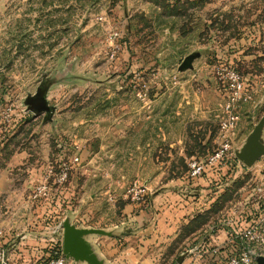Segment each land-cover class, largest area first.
<instances>
[{"label": "rangeland", "instance_id": "1", "mask_svg": "<svg viewBox=\"0 0 264 264\" xmlns=\"http://www.w3.org/2000/svg\"><path fill=\"white\" fill-rule=\"evenodd\" d=\"M16 2L0 0V27L6 29L3 40L8 43L14 5L15 10L27 8L25 1L24 6ZM32 3L31 8H40L38 0ZM74 10V4H68L62 36L68 45L75 39L82 43L81 72L86 79L57 91L49 101L52 112L35 120L57 122L58 129L26 130L24 136L37 140L45 134L53 154L55 140L61 139L57 149L70 164L66 186L77 184L71 187L68 204L82 199L85 206L92 195L97 216L120 213L124 203L112 195L134 180L153 195L172 191L181 194L183 203L188 196L190 202L199 199L191 219L180 227L181 237L190 236L179 248L184 252L180 256L210 251L220 244L212 236L217 229H227V219L246 207L253 212L264 206V153L250 166L236 157L264 115V0H81L76 18ZM119 28L130 43L125 45L128 64L117 59L123 45H109ZM190 56L191 65L181 68ZM232 73L240 77L237 89ZM228 103L237 116L233 158L190 186L189 162L218 148ZM154 107L162 109L158 121L150 113ZM160 135L161 144L155 146L154 138ZM261 138L264 143V129ZM41 148L34 145L35 151ZM83 150L84 158L94 160L87 172L73 177L68 159Z\"/></svg>", "mask_w": 264, "mask_h": 264}, {"label": "crops", "instance_id": "2", "mask_svg": "<svg viewBox=\"0 0 264 264\" xmlns=\"http://www.w3.org/2000/svg\"><path fill=\"white\" fill-rule=\"evenodd\" d=\"M24 1L27 3L26 9L20 7L15 10L14 5V23L10 26L9 43L3 40L6 29L0 27V228L4 231L1 244L7 251L5 264H40L39 256H49L50 247H55L53 242L59 238L61 232L56 225L66 217L77 227L104 228L110 233L90 234L86 237L104 264H189L190 261L191 264H207V249L202 255L199 252L188 258L180 256L184 252L179 251L190 237H181L180 227L191 219L190 211L199 205V199L197 202H190L191 197L188 196L184 204L181 194L170 191V194L153 195L147 186L150 190L147 203L134 204L125 199L127 186H124L112 195L114 198L117 195L124 203L120 206V213L106 217L95 214L96 204L92 195L85 206L82 199L74 206L68 204L72 194L71 187L76 188V183L66 186V183L56 185L51 181L49 197L38 200L30 198L46 165H57L66 153L61 148L57 149L62 146L59 143L61 139L55 140L56 153L53 154L49 151L50 139L45 134L37 140L24 136L26 130L42 128L43 131H51L61 126L52 121L35 122L38 115L44 117L45 111L35 115L28 109L27 101L37 95L50 105L49 101L57 91L67 84L82 85L86 77L81 72L82 43L75 39L73 45H68L66 37L62 36L66 31L64 16L68 4H74L76 18L77 5L81 12V0H38L40 8L36 10L35 5L31 8L34 0H18L16 4L21 2L24 6ZM78 29L81 34V17ZM115 31L119 32L117 42L123 45L117 59L119 63L128 64L129 50L125 45L130 43L122 38V29ZM112 43L111 40L109 45ZM106 79L109 81L108 76ZM7 108H10L9 113ZM161 112L159 107L150 111L157 121L159 118L156 116H161ZM160 126L158 122V128ZM75 138L69 137V140L79 143ZM161 140V135L160 138L155 137L152 144L157 146L161 144ZM65 143L67 142L64 139L63 145ZM35 144H41V151L34 150ZM79 145L83 147L82 143ZM83 153L84 150L78 162L72 163V157L68 159L74 169L70 172L73 177L87 172L88 166L94 160L93 156L84 158ZM96 170L95 168L91 171L93 175ZM190 180L192 183L189 185L193 186L196 184L194 181L198 182L199 179ZM66 211H70L72 215H66ZM260 211L261 209L256 208L252 212L246 207L227 220H232L238 227L245 226ZM88 213L92 216L89 217ZM104 219L106 222H103ZM230 233L229 227L217 229L212 241L219 238L220 244L217 246L227 248ZM256 251L257 257H264V244L258 246ZM67 264L84 263L67 259Z\"/></svg>", "mask_w": 264, "mask_h": 264}, {"label": "built area", "instance_id": "3", "mask_svg": "<svg viewBox=\"0 0 264 264\" xmlns=\"http://www.w3.org/2000/svg\"><path fill=\"white\" fill-rule=\"evenodd\" d=\"M118 38L119 33L113 31L111 35L112 45H119ZM239 78L238 74H231L233 88L240 87ZM226 107L228 109L227 115L220 121L218 148L204 159H192L189 162L188 177L190 179H199L204 173L218 171L221 168L220 166L227 163L228 159L233 158L232 136L236 127L237 116L229 111V103ZM6 111L9 113L10 108H7ZM78 161L79 157L77 155L71 159L72 163ZM69 170L70 164L64 159L57 164V167L51 163L46 165L41 180L32 189L30 198L38 200L49 197L51 195V181L56 185H63L68 179ZM149 192L150 190L146 185L134 180L126 187L125 199L134 204H145L149 199ZM252 219L245 226L239 227L232 220H228L226 224L231 229L230 236L227 239L228 247L221 252L218 251V246L212 248L210 251L214 254V257H211L207 264H255L258 255L256 249L264 244V207L261 209L260 214ZM56 227L61 231L59 238L53 242L55 247H50V255L40 264H67V258L62 252V221ZM3 235L4 231L0 228V264L7 262V251L1 244Z\"/></svg>", "mask_w": 264, "mask_h": 264}, {"label": "water", "instance_id": "4", "mask_svg": "<svg viewBox=\"0 0 264 264\" xmlns=\"http://www.w3.org/2000/svg\"><path fill=\"white\" fill-rule=\"evenodd\" d=\"M192 56L187 57L181 68L189 67ZM28 109L35 115L45 111L47 115L52 112V106L42 97L34 95L28 101ZM264 126V115L256 124L242 148L236 152V157L245 165L250 166L253 162L264 153V143L261 138ZM62 252L67 259L72 258L74 261H82L87 264H104V262L93 251L90 242L86 237L90 234L109 235L108 231L94 227H77L71 223L70 218L66 217L62 221ZM256 264H264V257H256Z\"/></svg>", "mask_w": 264, "mask_h": 264}, {"label": "trees", "instance_id": "5", "mask_svg": "<svg viewBox=\"0 0 264 264\" xmlns=\"http://www.w3.org/2000/svg\"><path fill=\"white\" fill-rule=\"evenodd\" d=\"M225 249H227V248H225L224 246L218 247L219 252L224 251ZM211 257L213 258L214 254L211 251H207V258H208L207 262L211 259ZM46 258H47V256L45 254H41L38 258V262L42 263L43 261L46 260Z\"/></svg>", "mask_w": 264, "mask_h": 264}]
</instances>
